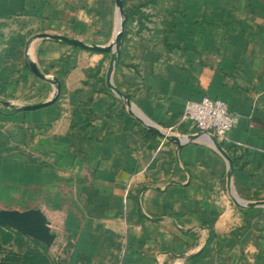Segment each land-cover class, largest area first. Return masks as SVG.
<instances>
[{
  "label": "crops",
  "instance_id": "obj_1",
  "mask_svg": "<svg viewBox=\"0 0 264 264\" xmlns=\"http://www.w3.org/2000/svg\"><path fill=\"white\" fill-rule=\"evenodd\" d=\"M122 1L112 83L183 141L197 133L182 117L187 101H225L239 116L218 139L231 193L264 200V0ZM122 19L115 0H0V124L12 138L2 160L74 165L92 213L75 222L71 264H264V206L233 202L209 135L177 147L144 134L106 86L112 52L42 36L107 45ZM58 88L53 103L22 108Z\"/></svg>",
  "mask_w": 264,
  "mask_h": 264
},
{
  "label": "rangeland",
  "instance_id": "obj_2",
  "mask_svg": "<svg viewBox=\"0 0 264 264\" xmlns=\"http://www.w3.org/2000/svg\"><path fill=\"white\" fill-rule=\"evenodd\" d=\"M4 129L5 123L0 124V208L42 209L48 214L51 230L56 237L48 247L42 242V245L35 246L27 238L20 240L13 229L1 226L7 228L4 231L8 237L2 250L21 256L25 252L37 251L44 255L49 264H71L75 222H84L92 213L83 203L84 196L79 188L81 179L76 176L72 163H49L41 157H35L39 161L36 166L29 169L22 164L16 170V166L2 160L3 154L10 156L12 149V138L6 135L9 133ZM15 151L25 157L30 154L27 144L18 146Z\"/></svg>",
  "mask_w": 264,
  "mask_h": 264
},
{
  "label": "water",
  "instance_id": "obj_3",
  "mask_svg": "<svg viewBox=\"0 0 264 264\" xmlns=\"http://www.w3.org/2000/svg\"><path fill=\"white\" fill-rule=\"evenodd\" d=\"M115 3L117 5L118 12L121 16H123V19L120 22V28L119 33L116 35V37L112 40L110 44L102 45V44H87L80 40L68 38L63 35H52V34H42L44 37H48L55 40H60L63 42H67L69 44L82 47L91 51H102V52H112L109 64L105 76V82L108 89L117 96L126 106L128 113L139 123H141L144 127L148 128L149 130L157 133L159 136L174 141L177 147H180L184 142L191 141L194 139H197L202 133L197 132L194 134L189 135L184 141L179 139L174 134H171L168 131L162 130L159 126L148 120L145 116L140 114L133 106L130 98L124 94L122 91H120L113 83H112V72L114 69L115 62L117 60V57L120 52V44H121V36L123 33L124 25H125V14H124V8H123V1L122 0H115ZM31 70L39 77L43 78L44 75L40 73L37 68L30 64ZM59 93V88L55 96L46 102H40L36 104L31 105H25L22 108L23 109H37L40 107H44L48 104L53 103ZM209 140L212 143L213 148L221 154L225 160L228 163V171H227V188L229 192L231 193L232 186H231V177L233 172V161L231 157L227 154V152L221 147L218 139L213 136L209 135ZM231 198L233 202L237 206H247V207H254V206H264V200H258V201H249L244 202L240 200L238 197L233 195L231 193ZM0 226L11 228L15 231H19L25 235H28L32 238H35L42 242L45 246H50L55 237L56 234L52 232L50 222L47 219L45 213L40 208L31 207L28 209H15V208H0Z\"/></svg>",
  "mask_w": 264,
  "mask_h": 264
},
{
  "label": "built area",
  "instance_id": "obj_4",
  "mask_svg": "<svg viewBox=\"0 0 264 264\" xmlns=\"http://www.w3.org/2000/svg\"><path fill=\"white\" fill-rule=\"evenodd\" d=\"M183 119L195 132L223 138L237 123L239 116L230 112L225 101L203 96L185 103Z\"/></svg>",
  "mask_w": 264,
  "mask_h": 264
},
{
  "label": "trees",
  "instance_id": "obj_5",
  "mask_svg": "<svg viewBox=\"0 0 264 264\" xmlns=\"http://www.w3.org/2000/svg\"><path fill=\"white\" fill-rule=\"evenodd\" d=\"M124 11H125V14H126L127 20H128L129 19V13H128L127 9H124ZM94 52L103 53L102 51H94ZM129 118L133 121V123L140 125L136 120H134L130 116H129ZM141 129L144 132V134H150L153 136L157 135L155 132H152V131H150V130L142 127V126H141ZM1 229H2V231H0V264H49L47 262V260L44 258V255L40 254L37 251L28 252V253L25 252L22 256L14 253V252H11V251L4 253L2 248H3L4 244L8 241L7 233L5 232V231H7L6 230L7 228H3L0 226V230ZM13 231L19 237L20 240L22 238H27L35 246L42 245L41 242L35 238H32L28 235H25L19 231H15V230H13ZM21 242L22 241H20L18 243V246Z\"/></svg>",
  "mask_w": 264,
  "mask_h": 264
}]
</instances>
